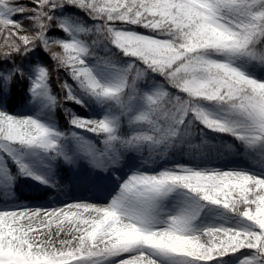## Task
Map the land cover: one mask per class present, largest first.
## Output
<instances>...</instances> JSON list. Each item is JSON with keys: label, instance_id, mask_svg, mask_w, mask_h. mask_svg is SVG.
Returning <instances> with one entry per match:
<instances>
[{"label": "snow or ice", "instance_id": "snow-or-ice-1", "mask_svg": "<svg viewBox=\"0 0 264 264\" xmlns=\"http://www.w3.org/2000/svg\"><path fill=\"white\" fill-rule=\"evenodd\" d=\"M0 264H264V0H0Z\"/></svg>", "mask_w": 264, "mask_h": 264}]
</instances>
